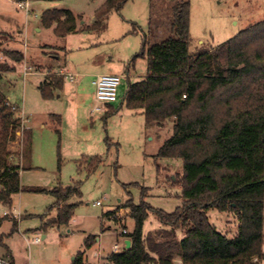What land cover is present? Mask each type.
<instances>
[{"label": "rangeland", "instance_id": "1", "mask_svg": "<svg viewBox=\"0 0 264 264\" xmlns=\"http://www.w3.org/2000/svg\"><path fill=\"white\" fill-rule=\"evenodd\" d=\"M174 2L127 0L120 10L110 13L104 30L77 31L61 37L41 24L44 10L69 9L82 18L78 20L81 28L94 21L102 0H30L29 10L19 8L16 0H0V31L15 38L12 41L0 36L2 48L18 49L26 56L16 64L15 71L3 72L0 78L1 90L17 107L16 116L23 121L20 134L10 145L12 150L21 152L26 130V170L21 172L25 190L13 195L11 205L0 202V216L7 210L16 212L13 235L8 236L14 226L10 218L3 219L0 235L9 237L5 242L18 262L73 264L78 252L85 249V238L97 234L100 239L86 249L83 257L88 264H105L104 258L113 252L116 243L120 250L124 247V236L120 235L123 229L129 232L134 227L129 209L122 207L124 202L132 198L139 203L145 188V200L153 207L172 212L182 204L180 188L171 185L168 178L181 173L183 161L156 157L172 135L173 122L148 125L143 114L129 109L122 101L129 83L147 74L146 57L133 61L144 39L150 45L171 34ZM190 3L193 55L208 51L264 20V0ZM135 28L137 32L133 33ZM4 61L15 64L1 52L0 62ZM127 70L130 72L120 85V98L110 104L114 112H93L94 77ZM50 71H70L77 76L71 81L63 75V88L47 99L38 86ZM74 182H80L82 197L76 200L79 204L72 220L68 225L52 224L43 229V223L56 215V208L51 209L55 198L49 192L29 188L50 190ZM97 200L102 205H94ZM111 211L110 218L104 216ZM209 215L218 230H231L230 235H234L237 222L232 214L211 210ZM160 226L151 213L144 233ZM37 236L41 243H32ZM6 251L7 247L0 245V257Z\"/></svg>", "mask_w": 264, "mask_h": 264}, {"label": "trees", "instance_id": "2", "mask_svg": "<svg viewBox=\"0 0 264 264\" xmlns=\"http://www.w3.org/2000/svg\"><path fill=\"white\" fill-rule=\"evenodd\" d=\"M126 2L102 0L94 21L81 28L78 20L82 18L69 9H46L40 21L61 37L102 31L110 13ZM171 12V34L150 45L145 38L133 57V61L147 58V74L129 83L123 103L143 114L148 125L173 122L172 135L156 157L183 161L181 173L168 178L180 188L183 202L172 212L153 207L145 200V188L139 203L128 199L122 207L129 209L134 227L122 235L131 245L106 259L112 264H260L264 260V20L193 55L190 0H175ZM0 36L15 41L6 32L0 31ZM1 52L15 64L0 62V78L3 72L15 71L25 58L21 50L2 48L0 41ZM64 79L47 73L38 86L42 96L53 98ZM13 106L0 88V201L5 205L12 204V195L25 190L21 172L26 169L22 162L26 130L22 152L13 151L10 145L22 125ZM112 112L110 106L106 113ZM29 190L49 192L55 198L51 209L56 208V215L43 223V229L68 225L79 204L71 200L82 197L80 182ZM211 210L235 217L233 236L231 230H218ZM151 213L161 226L144 233ZM95 238H85L84 250L94 245ZM84 250L73 264H85Z\"/></svg>", "mask_w": 264, "mask_h": 264}, {"label": "built area", "instance_id": "3", "mask_svg": "<svg viewBox=\"0 0 264 264\" xmlns=\"http://www.w3.org/2000/svg\"><path fill=\"white\" fill-rule=\"evenodd\" d=\"M17 6L19 8H24L26 10L30 9V0H16ZM27 73V72H26ZM61 74L66 78H69L73 81L76 78V75L72 72L65 73L61 71ZM122 82V76L116 73H105V74H97L95 79L93 80V84L95 86V105L92 108L93 112L100 113L104 111L105 106L111 104L113 102L118 101L119 99V87ZM13 109L16 111L17 107L13 106ZM23 123V121H22ZM19 135L20 132L18 131ZM94 205H102L101 200H97ZM4 215L16 216V212L14 211H4ZM122 233H127L126 229H123ZM40 236H37L32 240V243H41ZM125 244V243H124ZM120 250L119 244L116 243L114 245L113 251ZM0 264H15L7 257H0ZM105 264H112L110 262H106Z\"/></svg>", "mask_w": 264, "mask_h": 264}, {"label": "crops", "instance_id": "4", "mask_svg": "<svg viewBox=\"0 0 264 264\" xmlns=\"http://www.w3.org/2000/svg\"><path fill=\"white\" fill-rule=\"evenodd\" d=\"M83 22V21H82ZM25 55V54H24ZM26 57V56H25ZM25 60V59H24ZM29 72V71H28ZM27 72V73H28ZM70 72V71H69ZM129 72L130 71H126V73H122V74H120L121 76H122V81H123V78H124V76L126 77V76H128L129 75ZM49 73H52V71H50ZM59 74V73H58ZM46 75V74H45ZM44 75V76H45ZM76 76H77V74H76ZM96 77V76H95ZM95 77H94V79H95ZM93 79V80H94ZM92 83H93V81H92ZM122 83V82H121ZM94 85V84H93ZM95 87V86H94ZM119 91H120V87H119ZM94 95H95V90H94ZM119 98H120V95H119ZM123 99H124V97H123ZM123 101V100H122ZM10 102V101H9ZM11 103V102H10ZM110 109V104H108V105H106L105 106V109H104V111L106 112V111H108ZM22 145H21V148H22V150H23V139H22V143H21ZM12 147V146H11ZM22 150H21V152H22ZM13 151H16V150H13ZM22 162L24 163V166H25V161H24V158L22 159ZM26 169H24L23 171H25ZM76 200L77 199H73V200H71V201H75L76 202ZM119 201H121V200H119ZM1 203H2V201H0ZM12 202H13V195H12ZM57 211V210H56ZM126 211H128V209H126ZM108 213H110V212H108ZM113 213V211H111V214ZM127 213H129V211L127 212ZM111 214L110 215H107V213L106 214H104V216L105 215H107V217L108 218H110L111 217ZM4 215V214H3ZM54 217V216H53ZM53 217H51V218H53ZM5 218H10V219H12V220H14V224H15V221H16V216H11V215H4V216H0V226L2 225V221H3V219H5ZM50 219V218H49ZM48 220V219H47ZM16 224H17V222H16ZM16 228H14V226H13V230L10 232V234L8 235V236H11V235H13V232H14V230H15ZM124 229H126V228H124ZM121 236H124V235H122V232H121V234H120ZM7 235H0V245H2V246H6L7 247V251H6V253H4L3 255H2V257L3 256H5V257H7V258H9L13 263H15V264H31L30 262H18L17 261V259H16V256H15V254H14V252L11 250V248L9 247V245L5 242L6 241V239L8 240L9 239V237L7 238L6 237ZM45 237V235H43L42 236V238H44ZM100 238H98V236H97V234H96V238H95V243L99 240ZM127 239V237L126 236H124V243H125V240ZM32 242V241H31ZM94 243V244H95ZM125 246V245H124ZM92 248V247H91ZM85 254H86V250H84V256H85ZM95 254H97V253H95ZM76 258V257H75ZM107 258V257H106ZM106 258H104V263H106L107 262V259ZM83 262L85 263V264H88V263H86L85 262V259H84V257H83Z\"/></svg>", "mask_w": 264, "mask_h": 264}, {"label": "water", "instance_id": "5", "mask_svg": "<svg viewBox=\"0 0 264 264\" xmlns=\"http://www.w3.org/2000/svg\"><path fill=\"white\" fill-rule=\"evenodd\" d=\"M130 245H131V240L127 238V239L125 240V247H126V248H129Z\"/></svg>", "mask_w": 264, "mask_h": 264}]
</instances>
